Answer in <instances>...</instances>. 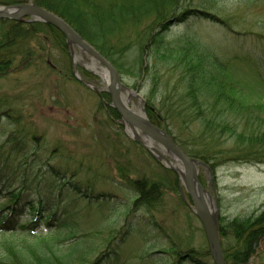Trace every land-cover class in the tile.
Returning a JSON list of instances; mask_svg holds the SVG:
<instances>
[{
	"label": "trees",
	"instance_id": "obj_1",
	"mask_svg": "<svg viewBox=\"0 0 264 264\" xmlns=\"http://www.w3.org/2000/svg\"><path fill=\"white\" fill-rule=\"evenodd\" d=\"M26 3L66 21L119 74H123L125 66L138 79L147 72L149 120L165 131L188 157L213 172L229 164H264L261 60L250 57L255 61L251 62L257 69L255 83L261 94L253 100L246 98L234 83L229 63L210 57L188 39L170 42L166 38L174 24L185 23L191 17L203 18L202 15L210 18L205 20L217 22V16L186 8L182 0H0L4 7ZM53 46L69 53L65 37L48 23L0 20V79L28 70L34 61L44 62L50 73L67 79L69 74L62 68L45 61ZM69 73L71 77L70 70ZM107 113L114 124L120 121L112 109ZM116 125L123 134L122 124ZM25 135L23 141L30 142L29 134ZM14 140L15 137H9L7 143L14 145ZM132 142L145 154L143 147ZM22 146L15 144L9 151L0 147V264H87L88 241L71 225L74 221L69 220L74 215L73 203L66 207L63 204L68 197L76 199L75 204L84 201L97 208L105 203L111 213L118 211L117 205L109 203L111 197L84 188L74 179L75 173L70 175L74 181L71 180L59 167L47 165L48 175L43 180L41 173L32 178L28 161L15 164L23 152ZM129 170L128 175L132 172L137 176L130 186L137 196L134 211L129 208L128 213L119 216L124 223L114 234L120 236L116 251L100 255L88 264H125L119 244L141 233L138 225L142 222L157 230L175 252H160L158 259L152 253L145 257L146 261L169 264L160 260L170 254L177 257L173 264H214L209 248L192 249L190 242L172 240L157 220L156 215L163 209V195L177 191L176 175L164 170L162 178L157 173ZM128 175L121 173L123 178ZM157 195L162 198L157 199ZM138 213L142 214L140 220L132 216ZM218 229L226 264H264V253L258 250L264 241V209L245 218L222 219ZM143 236L149 240L147 233ZM156 246L153 243L151 249Z\"/></svg>",
	"mask_w": 264,
	"mask_h": 264
},
{
	"label": "rangeland",
	"instance_id": "obj_2",
	"mask_svg": "<svg viewBox=\"0 0 264 264\" xmlns=\"http://www.w3.org/2000/svg\"><path fill=\"white\" fill-rule=\"evenodd\" d=\"M182 1L187 3L184 7L217 16L218 21L205 20L207 16L203 15V18L191 17L185 23L174 24L166 34L167 40L188 39L194 42L193 47L201 48L210 57L213 55L229 63L231 77L246 98L254 100L260 97L259 86L255 83L257 69L250 57L260 59L264 65V0ZM178 7L184 8L182 5ZM68 48L69 53L65 54L53 46L45 59L69 74L67 79L50 73L47 65L39 61L32 62L26 71L0 79V111H3L0 115V147L9 151L15 144H22L23 152L15 164L28 161L31 166L28 172L32 178L41 173L43 180L48 175L47 165L59 167L68 173L71 180L70 175L75 173L74 179L80 181L84 188L111 197L109 203H115L118 210L112 213L105 203L97 208L88 206L84 201L75 204L76 199L68 197L63 204L66 207L73 203L71 210L74 215L69 220L74 221L71 225L88 241V263L117 249L115 245L119 243L120 236L114 234L121 230L124 223L119 216L128 213L129 208L134 211L137 200L136 194L130 191L132 180L137 178L132 172L128 175L129 169L133 168L148 175L157 173L162 178H165L164 170L176 175L175 194H165L163 198L156 196L157 199L162 198L163 207L156 215L157 220L163 230L172 235V240L181 244L190 242L192 249L209 248L202 224L194 214L185 182L170 168L166 159L173 168L182 167V164L157 144L154 150L150 153L145 150L144 154L133 145V130L124 125L123 119L116 120V124L123 127V134L120 133L118 125L107 113L112 109L111 97L104 79L97 73L102 71L100 64L78 47L71 45ZM126 69L125 66L123 74H119L122 93L136 92L137 95L129 101V108L149 120L146 101L150 79L147 72L138 79ZM94 89L104 95L103 99ZM25 134H29L30 142L23 141ZM140 135L146 144L143 134ZM9 137H15L14 145L7 143ZM154 152L162 153L166 159L158 158ZM197 170L218 223L222 219L249 217L264 209V164H229L215 172L205 165H198ZM121 173L128 176L123 178ZM132 216L140 220L138 217L142 214ZM138 227L141 233L119 244L121 260L125 264H152L145 257L155 253L153 258L158 259L162 255L160 252L168 251L170 243L146 222ZM146 233L149 240L143 238ZM111 234L113 239L109 245ZM153 243L157 246L151 249ZM258 250L264 253V241ZM170 252L175 253L169 249ZM163 256L165 259L160 262L168 261L169 264L177 258L170 254Z\"/></svg>",
	"mask_w": 264,
	"mask_h": 264
},
{
	"label": "water",
	"instance_id": "obj_3",
	"mask_svg": "<svg viewBox=\"0 0 264 264\" xmlns=\"http://www.w3.org/2000/svg\"><path fill=\"white\" fill-rule=\"evenodd\" d=\"M28 18L30 19L27 20ZM0 20L48 23L62 33L68 46L74 45L78 47L100 64L101 68H103L104 72L108 75V94L111 97V108L120 115L127 126L132 128L133 133H142L145 138L154 145L157 144L163 151L167 152L174 160L181 163L182 166L186 168L187 176L185 186L187 194L191 201L194 214L201 222L204 229L214 264H226L219 239L216 213L210 206L207 207L206 201L203 200L202 193L206 192L200 183L198 172L194 169V166L203 164L196 159L188 157L165 131L153 125L148 119H145L143 122L139 120L134 113H130L125 109L121 97L123 85L116 68L92 45L86 42L66 21L33 3L0 7ZM85 84L90 86L88 83ZM94 90L101 97V93L96 89ZM129 92L132 96L137 95L136 92ZM134 140L146 150L151 151L141 139L135 137ZM163 159L166 158L163 157ZM166 161L170 168L175 173H178V171L172 167L171 162L168 159H166ZM211 210H213V212Z\"/></svg>",
	"mask_w": 264,
	"mask_h": 264
},
{
	"label": "bare ground",
	"instance_id": "obj_4",
	"mask_svg": "<svg viewBox=\"0 0 264 264\" xmlns=\"http://www.w3.org/2000/svg\"><path fill=\"white\" fill-rule=\"evenodd\" d=\"M101 69H102V71L97 72V73H98V75H100L104 79L105 84L108 87V75L104 72V69L103 68H101ZM121 97H122V102H123V106L125 107V109L128 112L132 113L133 111L129 108V101H130V99L132 97V94L128 91L124 95L121 92ZM133 113L139 118V120H141V121L144 122L145 117H144V115L142 113H135V112H133ZM134 135H135V137H137L139 139H142V136L139 133H134ZM143 140L146 142L147 146L149 147V149H151V151L155 149V145L151 141H149L145 137H143ZM154 153H156V152H154ZM156 156L158 158H161V159L164 157V155L162 153H158V152L156 153ZM174 168L178 171L179 176L181 178V181L182 182H185L186 176H187L186 168L184 166H182V167H174ZM194 169H195V171H198L197 170L198 169V166H194ZM197 193L199 195L198 189H197ZM202 195H203V200L206 201L207 207H209L210 202H209V199L207 198V194L206 193H202ZM211 211L213 212V210H211Z\"/></svg>",
	"mask_w": 264,
	"mask_h": 264
}]
</instances>
